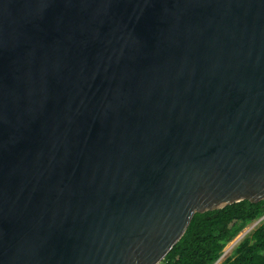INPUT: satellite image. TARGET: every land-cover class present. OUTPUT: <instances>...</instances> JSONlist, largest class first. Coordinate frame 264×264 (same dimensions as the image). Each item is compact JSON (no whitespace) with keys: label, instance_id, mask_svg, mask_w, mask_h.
<instances>
[{"label":"water","instance_id":"obj_1","mask_svg":"<svg viewBox=\"0 0 264 264\" xmlns=\"http://www.w3.org/2000/svg\"><path fill=\"white\" fill-rule=\"evenodd\" d=\"M263 199L264 0H0V264H160Z\"/></svg>","mask_w":264,"mask_h":264},{"label":"trees","instance_id":"obj_2","mask_svg":"<svg viewBox=\"0 0 264 264\" xmlns=\"http://www.w3.org/2000/svg\"><path fill=\"white\" fill-rule=\"evenodd\" d=\"M264 216V199L241 201L196 213L186 232L160 264H214L249 224ZM221 264H264V220L246 234Z\"/></svg>","mask_w":264,"mask_h":264},{"label":"rangeland","instance_id":"obj_3","mask_svg":"<svg viewBox=\"0 0 264 264\" xmlns=\"http://www.w3.org/2000/svg\"><path fill=\"white\" fill-rule=\"evenodd\" d=\"M262 220H264V219H262ZM261 220V221H262ZM259 224V222L257 223V221H255V222H253V223H251V224H249L237 237H236V240H235V242H234V244H236V243H238V241H240L242 238H243V236L244 235H246V234H248L249 232H251L252 230H254V228L257 226ZM233 243V242H232ZM232 243H230V245L232 244ZM229 245V246H230ZM228 245L225 247V249H224V251H223V253L224 254H222V256L214 263V264H221L222 262H223V260L229 255V253H228V255L226 256L225 255V252H226V249L229 247ZM235 246V245H234ZM234 246H233V248H234ZM232 250V249H231ZM226 256V257H225Z\"/></svg>","mask_w":264,"mask_h":264},{"label":"bare ground","instance_id":"obj_4","mask_svg":"<svg viewBox=\"0 0 264 264\" xmlns=\"http://www.w3.org/2000/svg\"><path fill=\"white\" fill-rule=\"evenodd\" d=\"M230 245V244H229ZM228 245V246H229ZM235 244H234V242L226 249V252H225V255L227 256L228 255V253L231 251V249L233 248V246H234ZM224 254V253H223ZM225 256V257H226Z\"/></svg>","mask_w":264,"mask_h":264},{"label":"clouds","instance_id":"obj_5","mask_svg":"<svg viewBox=\"0 0 264 264\" xmlns=\"http://www.w3.org/2000/svg\"><path fill=\"white\" fill-rule=\"evenodd\" d=\"M262 217H263V216H262ZM258 220H259V219H258ZM244 229H245V228H244ZM244 236H245V235H244ZM244 236H243V237H244ZM235 239H236V238H235ZM233 241H234V240H233ZM238 242H239V241H238ZM230 243H232V241H231ZM230 243H229V244H230ZM229 244H228V245H229ZM236 244H237V243H236ZM236 244H235V245H236ZM224 249H225V248H224ZM232 249H233V248H232ZM223 251H224V250H223ZM230 252H231V251H230ZM222 254H223V252H222ZM221 256H222V255H221ZM221 256H220V257H221Z\"/></svg>","mask_w":264,"mask_h":264}]
</instances>
